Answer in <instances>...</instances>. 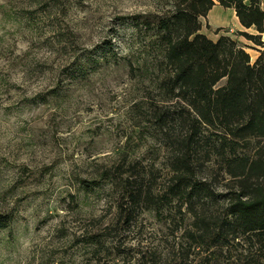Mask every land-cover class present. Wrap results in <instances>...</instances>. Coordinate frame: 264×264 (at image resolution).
Instances as JSON below:
<instances>
[{
	"label": "rangeland",
	"instance_id": "1",
	"mask_svg": "<svg viewBox=\"0 0 264 264\" xmlns=\"http://www.w3.org/2000/svg\"><path fill=\"white\" fill-rule=\"evenodd\" d=\"M181 2L0 0V264L199 258L195 247L182 254L192 216L164 199L190 125L158 124L155 105L167 101L159 76L168 67L135 28ZM201 20L212 39L229 35L253 62L260 55L240 33L257 30L234 17L226 26ZM200 157L208 168L199 175L219 194L222 213L228 185L237 183L222 158ZM140 188L148 197L138 204L130 193ZM242 250L216 262L250 264Z\"/></svg>",
	"mask_w": 264,
	"mask_h": 264
},
{
	"label": "trees",
	"instance_id": "2",
	"mask_svg": "<svg viewBox=\"0 0 264 264\" xmlns=\"http://www.w3.org/2000/svg\"><path fill=\"white\" fill-rule=\"evenodd\" d=\"M217 2L234 8L245 28L257 30L240 31L260 47L254 62L238 40L229 35L214 40L202 32L201 17ZM135 28L150 41L154 60L168 67L159 76L167 101L155 105L158 124L178 120L190 125L164 195L168 202L177 199L178 208L192 216L183 232L190 245L183 256L190 257L195 247L201 257L191 264H219L221 256L231 258L243 246L244 262L264 264L263 0H182L173 14L147 16ZM202 154L207 160L222 158L225 173L237 183L228 185L222 213L215 209L219 194L199 175L208 168ZM130 194L138 204L148 197L142 188ZM5 226L1 220L0 227Z\"/></svg>",
	"mask_w": 264,
	"mask_h": 264
},
{
	"label": "crops",
	"instance_id": "3",
	"mask_svg": "<svg viewBox=\"0 0 264 264\" xmlns=\"http://www.w3.org/2000/svg\"><path fill=\"white\" fill-rule=\"evenodd\" d=\"M207 16H209L210 22L217 26H226L229 24V21H232L231 18L234 17L236 23L244 27L240 22V19L237 16L236 10L234 8L225 7L219 2L214 5Z\"/></svg>",
	"mask_w": 264,
	"mask_h": 264
},
{
	"label": "bare ground",
	"instance_id": "4",
	"mask_svg": "<svg viewBox=\"0 0 264 264\" xmlns=\"http://www.w3.org/2000/svg\"><path fill=\"white\" fill-rule=\"evenodd\" d=\"M233 17V16H232Z\"/></svg>",
	"mask_w": 264,
	"mask_h": 264
}]
</instances>
